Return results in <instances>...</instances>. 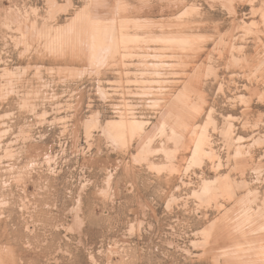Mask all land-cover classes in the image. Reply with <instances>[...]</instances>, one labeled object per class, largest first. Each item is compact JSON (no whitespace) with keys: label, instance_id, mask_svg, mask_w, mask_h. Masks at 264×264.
<instances>
[{"label":"rangeland","instance_id":"1","mask_svg":"<svg viewBox=\"0 0 264 264\" xmlns=\"http://www.w3.org/2000/svg\"><path fill=\"white\" fill-rule=\"evenodd\" d=\"M0 264H264V0H0Z\"/></svg>","mask_w":264,"mask_h":264}]
</instances>
